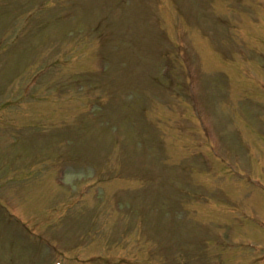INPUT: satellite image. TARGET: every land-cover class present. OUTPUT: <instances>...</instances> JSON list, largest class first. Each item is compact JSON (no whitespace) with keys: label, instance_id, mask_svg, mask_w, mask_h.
I'll list each match as a JSON object with an SVG mask.
<instances>
[{"label":"rangeland","instance_id":"1","mask_svg":"<svg viewBox=\"0 0 264 264\" xmlns=\"http://www.w3.org/2000/svg\"><path fill=\"white\" fill-rule=\"evenodd\" d=\"M7 1L0 2V43H8L0 50V193H15L26 219L0 199V264H51L58 256L27 233L33 224L56 253L77 254L72 264H94L96 256V264H259L251 242L263 246L255 251L264 264V96L239 73L248 67L264 82L257 36L264 37V13L256 6L264 0H55L42 13L36 8L45 0ZM101 20L109 24L96 27ZM103 28L114 40L108 75L97 79L94 42ZM174 28L189 38L187 52L201 69L189 80L172 50ZM79 33L87 43H78ZM242 48L250 59L236 58ZM163 51L171 61L160 77ZM60 54L72 60L57 61L40 79L47 100L17 104L37 64ZM193 91L207 96L215 116L206 123L219 142L212 151L224 155L219 165L207 149L194 150L189 134L204 132L192 125ZM58 93L66 102L56 105ZM136 115L138 125L125 129L122 118ZM142 128L153 138L143 141ZM186 191L210 202L179 197ZM159 222L162 231L153 229ZM146 245L152 254L141 260Z\"/></svg>","mask_w":264,"mask_h":264},{"label":"trees","instance_id":"2","mask_svg":"<svg viewBox=\"0 0 264 264\" xmlns=\"http://www.w3.org/2000/svg\"><path fill=\"white\" fill-rule=\"evenodd\" d=\"M4 3H9V1H7V0H4Z\"/></svg>","mask_w":264,"mask_h":264}]
</instances>
